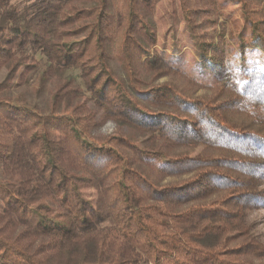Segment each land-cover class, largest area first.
I'll use <instances>...</instances> for the list:
<instances>
[{"label": "trees", "instance_id": "1", "mask_svg": "<svg viewBox=\"0 0 264 264\" xmlns=\"http://www.w3.org/2000/svg\"><path fill=\"white\" fill-rule=\"evenodd\" d=\"M160 1L0 0V264H258L264 255L241 221L264 201V75L240 86L231 72L218 0H179L199 76L213 86L156 50L134 54L130 29L152 27ZM224 1L240 5L264 53V0ZM33 77L53 82L45 114L10 93ZM108 121L113 134L92 135ZM54 130H66L68 146L50 142Z\"/></svg>", "mask_w": 264, "mask_h": 264}, {"label": "rangeland", "instance_id": "2", "mask_svg": "<svg viewBox=\"0 0 264 264\" xmlns=\"http://www.w3.org/2000/svg\"><path fill=\"white\" fill-rule=\"evenodd\" d=\"M19 0H13V3ZM220 4V16L218 17L219 29H224V43L226 46L225 57L230 65V70L235 75L240 86L253 83L260 79L263 75L264 53L263 50L257 47L252 36V31L248 28L243 20L240 5L224 0H218ZM217 36L215 41H217ZM74 43V48L82 46L79 40H70ZM129 49H135L134 54L145 57L146 53L156 50L166 55L169 62L181 71L193 76L199 80L198 63L200 60L197 56L195 41L193 40L190 31L185 23L183 13L180 8L179 0H161L156 8L153 18L152 27H143L138 21H134L133 27L128 35ZM134 52V51H132ZM35 59L39 62L41 69L45 65V58L39 54L35 55ZM116 72L120 77H123L120 68H116ZM66 75H71L75 78L77 84L83 92V98L88 97L84 92L82 82L78 78L77 71H68ZM5 77V71L0 72V82ZM200 77V76H199ZM202 85H214L212 82L202 80ZM160 82H166V79H161ZM53 82L47 81L41 83L35 81L34 77L29 84H25L21 88H13L10 90L12 96H16L23 104L30 107L35 106L39 112L45 114L49 101V90ZM207 90H199L198 95L209 94ZM115 132L114 123L108 121L103 125L93 130V136H107ZM66 130H54L48 138L52 144L68 146ZM200 151V149H198ZM185 177L168 181H182ZM264 193V179L262 186L259 188ZM84 196L94 202L96 198L95 191L92 189H84ZM264 196V194H263ZM35 221L37 218H34ZM241 221L249 229V235L257 239L264 248V201L258 207L245 212ZM264 253V249H263ZM258 264H264V255L258 260Z\"/></svg>", "mask_w": 264, "mask_h": 264}]
</instances>
